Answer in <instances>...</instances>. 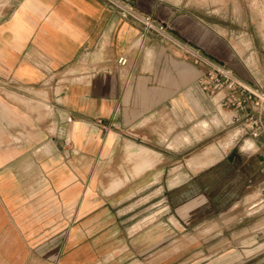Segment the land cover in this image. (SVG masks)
Wrapping results in <instances>:
<instances>
[{
	"label": "crops",
	"instance_id": "1",
	"mask_svg": "<svg viewBox=\"0 0 264 264\" xmlns=\"http://www.w3.org/2000/svg\"><path fill=\"white\" fill-rule=\"evenodd\" d=\"M132 3L245 84L264 83V70L252 72L239 56L246 49L237 53L197 15L165 0ZM82 52L88 70L67 71ZM205 68L105 0H17L0 17V264H173L171 220L207 231L264 182V137L250 134L240 151L257 156L231 145L214 161L192 158L204 166L170 186L162 149L154 172L155 127L163 144L171 118L182 127L187 115H221L197 84ZM220 111L232 125V111ZM136 149L124 177L117 162ZM194 250L193 263L177 264H234L228 247Z\"/></svg>",
	"mask_w": 264,
	"mask_h": 264
},
{
	"label": "rangeland",
	"instance_id": "2",
	"mask_svg": "<svg viewBox=\"0 0 264 264\" xmlns=\"http://www.w3.org/2000/svg\"><path fill=\"white\" fill-rule=\"evenodd\" d=\"M16 1L0 0V17L6 15ZM165 1L173 4L176 8L197 15L207 25L223 34L237 53L246 49L243 54L239 53V56H242L244 63L252 72L264 70V38H262L264 36V0ZM251 55L255 65L249 63ZM73 70L78 73L88 70L86 52H82L76 63L67 71L72 72ZM66 79L69 77H62V80ZM260 86L264 91V83L260 82ZM219 112L221 115H209L202 118L208 122L206 129L202 130L196 126V123L202 119L193 120L187 115L184 120L185 125L177 127L176 120L171 118L170 125L167 127L170 139L163 144L160 141L161 137H167L160 134L159 139L160 130L154 128L155 135L152 141V150L150 149L155 154L153 166L155 167L156 163L161 162L158 151L164 149V178L168 179L170 186L188 179L191 176L190 172L204 166L190 165L188 163L190 159L200 160L202 158L205 160L207 156L212 155V161H214L220 158L221 154L231 145H234L233 150L239 152L241 143L245 139H251L248 134L241 135L239 124L226 125L221 120V116L223 117L226 112H221L220 109ZM185 136L187 140H183ZM259 136L264 137V133ZM137 138L142 137L137 136ZM226 139L230 144L223 147ZM137 150L127 153L125 160L117 162L124 177L130 171V166L136 162ZM255 150L256 148L247 154H243L241 151L239 153L243 157L250 153L257 156ZM260 165L261 168H264V160ZM157 168L155 167L154 172H157ZM133 170L134 167L132 174ZM113 175L108 176L112 177ZM262 178H264V170L261 173ZM157 192L154 191L155 196ZM235 203L236 205L234 204L235 206L231 209L216 216V223L212 224L214 227L207 231L204 228L197 231L193 228L183 230L170 219L172 223L170 224V240L167 250L170 253L171 262L174 261L173 264L183 261L193 263L194 249L201 245L203 248H216V251L222 254H225L226 247L229 252L233 249L234 264H264V182L251 184L245 189L242 198ZM153 210L154 217L152 218L155 219L159 212H156L158 211L156 207ZM183 253L185 254L183 255Z\"/></svg>",
	"mask_w": 264,
	"mask_h": 264
},
{
	"label": "built area",
	"instance_id": "3",
	"mask_svg": "<svg viewBox=\"0 0 264 264\" xmlns=\"http://www.w3.org/2000/svg\"><path fill=\"white\" fill-rule=\"evenodd\" d=\"M105 1L121 18L139 24L144 31L157 33L186 54H191L197 61L202 62L206 68L197 79L198 86L209 98H215L214 105L217 112L222 108L232 111L228 124H239L241 135L250 134L256 137L264 133V91L261 90L260 85H247L228 68L194 52L185 43L172 36L163 21L138 10L132 0ZM124 61L122 57L118 60L120 63Z\"/></svg>",
	"mask_w": 264,
	"mask_h": 264
}]
</instances>
